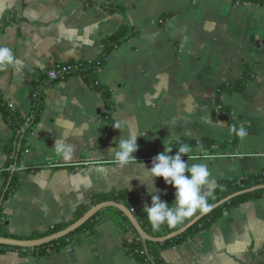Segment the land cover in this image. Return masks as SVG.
<instances>
[{
  "label": "crops",
  "instance_id": "1",
  "mask_svg": "<svg viewBox=\"0 0 264 264\" xmlns=\"http://www.w3.org/2000/svg\"><path fill=\"white\" fill-rule=\"evenodd\" d=\"M2 24L0 47L21 62L0 71L3 102L27 118L30 92L42 85V110L18 165H6L1 144L12 132L0 113V229L13 239L70 225L81 208L92 206L93 195L126 191L143 209L151 202L152 182L161 200H173L174 189L144 170L164 147L178 148L173 144L181 140L194 142L182 159L208 166L214 183L204 190L211 194L220 180L239 181L264 170V4L0 0ZM126 24L137 36L114 49L96 72L108 102L80 76L47 80L46 71L59 63L94 59L102 40ZM246 70L243 94L220 96L234 125L247 133L234 145L218 94ZM117 122L120 132L113 128ZM129 133L138 136L139 147L136 162L122 170L108 149ZM13 173L19 186L7 193ZM32 249H0V264H135L112 212L100 214L93 233L77 236L69 248L41 256ZM161 257L167 264H262L264 197L229 209Z\"/></svg>",
  "mask_w": 264,
  "mask_h": 264
},
{
  "label": "trees",
  "instance_id": "2",
  "mask_svg": "<svg viewBox=\"0 0 264 264\" xmlns=\"http://www.w3.org/2000/svg\"><path fill=\"white\" fill-rule=\"evenodd\" d=\"M234 3H252V4H264V0H232ZM113 10V9H112ZM115 10V9H114ZM5 24L0 26V31L3 30ZM137 36V32L133 27L129 25L120 26L115 32L111 35L107 36L102 40L100 44L99 54L92 60L88 61H77L79 64V68L67 75L69 76H80L82 77L90 87L102 94L105 101L108 102L110 98L109 92L102 88L96 78V72L101 69L105 63L108 55L117 47L123 45L130 39ZM75 62H67V64H74ZM249 72L246 70L243 74V77L236 81L235 83L230 84L228 87H222L219 91V99L217 101V105L220 113L226 119L228 125L231 127L235 126L232 122L231 110L223 105L220 101V96L223 93H239L243 94L245 86L249 80ZM29 101L31 104L30 115L27 118H22L18 113L12 111L8 106L3 102L0 96V113L2 114L6 124L12 132V138L9 142L2 143V148L5 154L8 156V160L6 165L15 164L18 165L23 157V152L25 150V139L28 134L33 129L34 125L39 119L40 112L42 110V85L36 84L29 95ZM28 120V121H27ZM236 127V126H235ZM237 128V127H236ZM238 129V128H237ZM234 134V139L232 144L236 145L239 139V136ZM176 144H192L193 141L181 140ZM264 184V170L257 174L251 175L247 178H244L239 181L235 180H220L217 183L216 189L210 195L208 199V203L210 205L216 203L218 200L241 190ZM19 186V178L18 175L13 173L9 179V186L7 193H12ZM264 197V189L256 190L250 193L242 194L231 199L229 202L217 207L206 216L202 217L197 223L188 228L181 235H178L172 239L166 240L162 243L150 242L147 241L143 243L136 231L131 226L129 220L117 209L115 208H105L99 211L95 216H93L90 220L84 223L81 227H79L76 231L71 234L58 239L56 241L50 242L48 244L36 247L32 249V251H36L38 256L45 255L49 252H54L58 249L64 248L68 245H71L75 242L76 237L82 234H92L96 224V218L104 213V212H112L116 221V225L122 235V243L124 248L127 250V253L134 259L135 264H167L161 257V253L167 249L176 247L186 240L190 239L195 233L204 231L213 226L216 221L222 217L224 212L228 211L233 207H237L245 202L261 199ZM105 201H114L124 205L127 209H129L133 216L136 218L137 222L144 230L146 234L151 237H162L164 235L169 234L170 232L176 230L177 228H168L166 226L162 227L159 231H153L150 227V224L146 218V214L143 212V209L139 208L136 204L134 198L126 191H118L116 193H105L99 195H93L91 197V204L95 205ZM169 204L173 200L170 199H162ZM87 211L86 207L80 209L76 220L81 217ZM67 224H58L53 228L48 229L44 233H35L30 237L22 238V239H37L44 236L51 235L56 233L64 228H66ZM1 228V222H0ZM0 236L4 238H12L7 232L1 231ZM10 248L5 246H0V249ZM20 249V248H14ZM29 250V249H27ZM264 264V262L262 263Z\"/></svg>",
  "mask_w": 264,
  "mask_h": 264
},
{
  "label": "clouds",
  "instance_id": "3",
  "mask_svg": "<svg viewBox=\"0 0 264 264\" xmlns=\"http://www.w3.org/2000/svg\"><path fill=\"white\" fill-rule=\"evenodd\" d=\"M20 63L9 48L0 47V71L17 67ZM113 128L120 132V123L117 122ZM231 131L240 137L247 135L243 125L239 129L233 126ZM137 137L132 133H129L126 138L119 136L113 141V146L108 149L113 162L122 170L135 161L134 154L139 147ZM55 146L57 149L63 148L59 141ZM173 149L177 150L176 154L169 155ZM190 151V146L187 144H181L178 148L164 147V151L152 158L151 167L143 169L148 177L162 179L165 185H170L174 189V199L169 204L160 199L159 190L153 186L152 182L150 187L147 185L151 202L144 206L143 212L153 231H159L164 226L174 228L195 214L210 210L211 205L208 199L211 193L204 189L207 185L214 183L211 172L204 163L190 164L188 160L182 159Z\"/></svg>",
  "mask_w": 264,
  "mask_h": 264
},
{
  "label": "water",
  "instance_id": "4",
  "mask_svg": "<svg viewBox=\"0 0 264 264\" xmlns=\"http://www.w3.org/2000/svg\"><path fill=\"white\" fill-rule=\"evenodd\" d=\"M264 184L262 185H256L235 193H232L220 200H218L216 203L212 204L210 207V210L206 213H199L197 216H195L193 219H191L189 222L184 224L183 226L177 228L176 230L170 232L167 235H164L162 237H151L148 234L144 232V230L141 228L139 223L137 222L136 218L133 216L132 212L127 209L124 205L114 202V201H105L101 202L95 205H92L81 217H79L76 221L72 222L70 225H68L66 228L53 233L48 236H44L37 239H13V238H4L0 236V246H7V247H14V248H24V249H32L36 248L45 244H48L50 242L56 241L58 239H61L72 232L76 231L79 227H81L84 223H86L88 220H90L93 216H95L99 211L105 209V208H115L119 210L130 222L133 229L136 231L140 239L143 243H146L147 241L150 242H157L162 243L166 240L172 239L178 235H181L183 232H185L188 228L193 226L195 223H197L202 217L206 216L208 213L216 209L217 207L229 202L231 199L240 196L242 194L250 193L256 190H263Z\"/></svg>",
  "mask_w": 264,
  "mask_h": 264
},
{
  "label": "built area",
  "instance_id": "5",
  "mask_svg": "<svg viewBox=\"0 0 264 264\" xmlns=\"http://www.w3.org/2000/svg\"><path fill=\"white\" fill-rule=\"evenodd\" d=\"M78 68H79V64L76 62L74 64H69V65L67 63H59L46 71V77L47 80L53 82L64 80L69 73L77 70ZM69 247L70 245L64 248H69Z\"/></svg>",
  "mask_w": 264,
  "mask_h": 264
}]
</instances>
